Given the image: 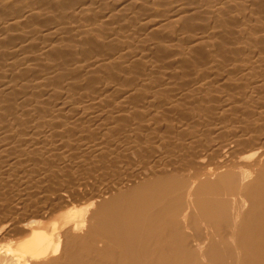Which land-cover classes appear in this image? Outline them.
I'll list each match as a JSON object with an SVG mask.
<instances>
[{
  "label": "bare ground",
  "instance_id": "bare-ground-1",
  "mask_svg": "<svg viewBox=\"0 0 264 264\" xmlns=\"http://www.w3.org/2000/svg\"><path fill=\"white\" fill-rule=\"evenodd\" d=\"M11 161L0 264H264V0H0Z\"/></svg>",
  "mask_w": 264,
  "mask_h": 264
},
{
  "label": "rangeland",
  "instance_id": "rangeland-1",
  "mask_svg": "<svg viewBox=\"0 0 264 264\" xmlns=\"http://www.w3.org/2000/svg\"><path fill=\"white\" fill-rule=\"evenodd\" d=\"M54 104H51V107L53 108L54 106L56 107V105H54ZM55 109V108H54ZM54 139V138H52V137H50V136H47L46 137V140H48L49 141V139ZM46 140H43V142L45 141V142H47ZM52 141V140H51ZM62 145H64L63 143L62 144H59V146L61 147ZM63 147V146H62ZM61 147V148H62ZM60 149V148H59ZM58 149V151L61 153V151H62V153H63V150H64V148H62V150L60 149L59 150ZM59 152H57V153H59ZM60 153H59V155H60ZM5 163V164H4ZM3 164H4V166L6 165V162H4ZM19 163V162H18ZM17 162L15 163V164H18ZM15 164H13L12 165V161L10 162V164H9V166H8V164L5 166V168H4V166L2 165V167L0 168L1 170H0V203L2 202V201H4L3 203L5 204H3V205H1V207L2 208H0L1 209V212L4 210L5 211V209L4 208H7V207H14V205H16L15 207H14V209H16V207H17V204L18 205H22L25 201L24 200H26L25 199V197H26V193H27V185H29V183H31L32 181H34L36 178H35V175H34V173L30 170V169H27L25 166L23 167L22 165L23 164H18V165H20V166H18V165H15ZM17 166V167H16ZM10 167V168H9ZM20 167L22 168V169H20ZM7 168V172H3L5 169ZM23 168H24V170H23ZM4 169V170H3ZM9 169V170H8ZM10 169H12L13 171H14V173H13V171L12 170H10ZM17 169V170H16ZM26 169V170H25ZM3 170V171H2ZM16 170V171H15ZM10 171H11V173H10ZM19 171V172H18ZM28 171V172H27ZM18 172V173H17ZM26 172H27V176L26 175H23V173L24 174H26ZM30 172H32V176L34 175V178L31 176V175H29L30 174ZM2 173V174H1ZM10 174V175H9ZM11 174H12V176H11ZM9 175V176H8ZM14 175H16V176H14ZM22 175H23V177L24 178H22L21 179V177H22ZM7 176V177H6ZM25 176H26V178H25ZM30 176H31V178H30ZM3 177V178H2ZM9 177V178H8ZM13 177H15V179L13 178ZM10 178H13V179H11L10 180ZM17 178V179H16ZM32 178H33V180H32ZM19 179V180H18ZM24 179V180H23ZM27 179V180H26ZM30 180V181H29ZM18 181V182H17ZM27 183H26V182ZM11 182V183H10ZM4 183V184H3ZM6 183H8V184H6ZM16 183V184H15ZM18 183V184H17ZM25 184V185H24ZM3 185V186H2ZM14 185V186H13ZM11 186V187H10ZM3 187V188H2ZM3 189V190H2ZM24 191V192H21V191ZM19 192V193H18ZM7 193V194H6ZM13 193V194H12ZM5 196H4V195ZM19 194V195H18ZM15 195V196H14ZM11 196V197H10ZM18 196V197H17ZM25 196V197H24ZM16 197H17V199H16ZM24 197V198H23ZM3 198V199H2ZM7 198V199H6ZM11 198V199H10ZM15 199V200H13V199ZM20 200H19V199ZM24 200H23V199ZM5 199V200H4ZM23 201H22V200ZM13 200V201H12ZM18 201H20V202H22V204H20V202H18ZM8 202H9V204H8ZM17 202V203H16ZM8 205H7V204ZM3 209V210H2ZM10 210V209H6V211H5V213H7L8 211ZM12 210V209H11ZM4 211H3V213H4ZM1 212H0V214H1Z\"/></svg>",
  "mask_w": 264,
  "mask_h": 264
}]
</instances>
